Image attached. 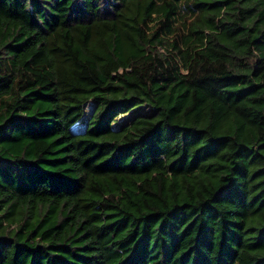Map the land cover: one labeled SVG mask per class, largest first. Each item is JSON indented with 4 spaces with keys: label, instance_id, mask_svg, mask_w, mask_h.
Wrapping results in <instances>:
<instances>
[{
    "label": "trees",
    "instance_id": "trees-1",
    "mask_svg": "<svg viewBox=\"0 0 264 264\" xmlns=\"http://www.w3.org/2000/svg\"><path fill=\"white\" fill-rule=\"evenodd\" d=\"M0 264H264V0H0Z\"/></svg>",
    "mask_w": 264,
    "mask_h": 264
}]
</instances>
